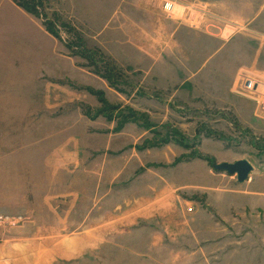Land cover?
Segmentation results:
<instances>
[{"label": "rangeland", "instance_id": "374dc122", "mask_svg": "<svg viewBox=\"0 0 264 264\" xmlns=\"http://www.w3.org/2000/svg\"><path fill=\"white\" fill-rule=\"evenodd\" d=\"M166 1L0 0V264H264V0Z\"/></svg>", "mask_w": 264, "mask_h": 264}, {"label": "built area", "instance_id": "2783aa9c", "mask_svg": "<svg viewBox=\"0 0 264 264\" xmlns=\"http://www.w3.org/2000/svg\"><path fill=\"white\" fill-rule=\"evenodd\" d=\"M164 11L172 16L175 12V3L173 1L167 0L164 3ZM264 85L260 83L255 77H247L241 87V91L244 95L250 97H256L261 108L264 111ZM22 221V217H14L11 215L0 214V228L3 229H13L19 226Z\"/></svg>", "mask_w": 264, "mask_h": 264}, {"label": "water", "instance_id": "95a60500", "mask_svg": "<svg viewBox=\"0 0 264 264\" xmlns=\"http://www.w3.org/2000/svg\"><path fill=\"white\" fill-rule=\"evenodd\" d=\"M213 168L219 172H226L229 175H236L239 183H245L249 180L254 167L247 160H240L235 163L214 164Z\"/></svg>", "mask_w": 264, "mask_h": 264}, {"label": "trees", "instance_id": "16d2710c", "mask_svg": "<svg viewBox=\"0 0 264 264\" xmlns=\"http://www.w3.org/2000/svg\"><path fill=\"white\" fill-rule=\"evenodd\" d=\"M19 7L23 8L28 13L34 15L37 18H40L41 12L40 9H43L45 7V2L47 0H13ZM47 31L54 35L55 37H59L57 31L54 29L51 23H45ZM82 50L84 52H87L88 50L84 45H80Z\"/></svg>", "mask_w": 264, "mask_h": 264}, {"label": "crops", "instance_id": "0c3cea01", "mask_svg": "<svg viewBox=\"0 0 264 264\" xmlns=\"http://www.w3.org/2000/svg\"><path fill=\"white\" fill-rule=\"evenodd\" d=\"M162 13H164V14L166 13V12L164 11V6L162 7ZM166 14H167V13H166ZM167 15H168V14H167ZM179 26H180V27H175V30H177V31L174 30L175 32H178V30H179L180 28H182L181 25H179ZM182 26H183V25H182ZM183 27H184V26H183ZM3 210H5V209H3Z\"/></svg>", "mask_w": 264, "mask_h": 264}]
</instances>
